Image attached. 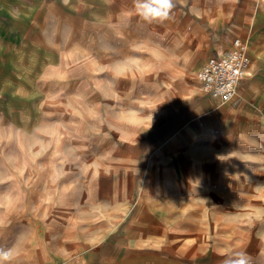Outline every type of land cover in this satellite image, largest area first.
Segmentation results:
<instances>
[{"label": "crops", "instance_id": "obj_1", "mask_svg": "<svg viewBox=\"0 0 264 264\" xmlns=\"http://www.w3.org/2000/svg\"><path fill=\"white\" fill-rule=\"evenodd\" d=\"M75 1L60 6L87 24L80 62L34 49L36 64L17 71L27 79L0 99L11 264H222L241 251L264 264V66L228 103L181 95L183 63L196 71L229 49L264 6L175 0L141 51L132 0Z\"/></svg>", "mask_w": 264, "mask_h": 264}, {"label": "rangeland", "instance_id": "obj_2", "mask_svg": "<svg viewBox=\"0 0 264 264\" xmlns=\"http://www.w3.org/2000/svg\"><path fill=\"white\" fill-rule=\"evenodd\" d=\"M49 1L51 0H0V88L1 85H4V89L1 88L0 92L2 101L6 99L9 87L27 79L24 75H18L17 71L20 68H25L26 71L29 65L36 64L34 61L31 63L29 56L25 55L26 53L29 54L34 49L43 52L44 48H48L54 50L59 59L64 57V59L69 58L72 63L80 62L81 52L77 45V32L84 30L87 24L73 19L75 15H72V12L69 14L70 16H65L62 10L65 8L60 6V0H55L53 3ZM115 25H117L116 30L119 38L116 49L125 48L123 47L127 32L125 24ZM229 25L225 23L211 24L218 28H225ZM134 28L142 41L136 46L138 50L144 51L147 48L145 44L153 38L157 28L154 24L145 22L134 23ZM230 36L239 38L245 44L251 57L246 75H252L251 79L254 80L257 76L254 72H257L261 65L264 66V22L257 24L248 20L241 22V29L234 30ZM193 63L192 57L183 63L182 98L193 94L203 95L202 86L197 79V73L203 65L198 70L192 71ZM141 78H145L144 75ZM239 85L240 88H243L244 82ZM140 90L147 92V87L142 86L139 88ZM175 93L168 92L167 95L171 98Z\"/></svg>", "mask_w": 264, "mask_h": 264}, {"label": "built area", "instance_id": "obj_3", "mask_svg": "<svg viewBox=\"0 0 264 264\" xmlns=\"http://www.w3.org/2000/svg\"><path fill=\"white\" fill-rule=\"evenodd\" d=\"M250 65L245 44L233 38L230 48L209 57L197 73L203 94L212 100L228 103L237 94L239 83L246 77ZM41 264H67L48 262Z\"/></svg>", "mask_w": 264, "mask_h": 264}, {"label": "clouds", "instance_id": "obj_4", "mask_svg": "<svg viewBox=\"0 0 264 264\" xmlns=\"http://www.w3.org/2000/svg\"><path fill=\"white\" fill-rule=\"evenodd\" d=\"M132 14L147 24L164 23L171 17L175 8V0H132ZM264 6V0H257ZM14 260L12 248L0 247V264H11ZM222 264H251V257L241 251L223 259Z\"/></svg>", "mask_w": 264, "mask_h": 264}]
</instances>
